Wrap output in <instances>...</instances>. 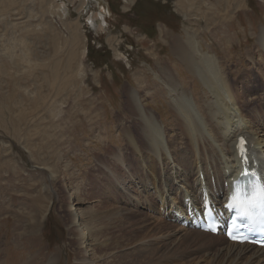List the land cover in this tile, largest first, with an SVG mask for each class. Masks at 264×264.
I'll return each instance as SVG.
<instances>
[{"label":"rangeland","instance_id":"rangeland-1","mask_svg":"<svg viewBox=\"0 0 264 264\" xmlns=\"http://www.w3.org/2000/svg\"><path fill=\"white\" fill-rule=\"evenodd\" d=\"M101 9L98 30L87 18ZM0 17V264H230L215 256L222 243L168 221L183 189H163L160 178L169 165H194L196 145L203 153L161 81L171 74L203 106L213 100L169 52L186 31L233 84L235 111L263 129L264 0H1ZM145 117L159 128L166 160L150 161L157 172L143 186L132 173L136 160L145 170L154 158ZM81 210L95 215L94 239L83 245L81 220L72 222Z\"/></svg>","mask_w":264,"mask_h":264},{"label":"bare ground","instance_id":"bare-ground-1","mask_svg":"<svg viewBox=\"0 0 264 264\" xmlns=\"http://www.w3.org/2000/svg\"><path fill=\"white\" fill-rule=\"evenodd\" d=\"M84 5L86 6L87 2H85ZM59 9L61 11L62 16L67 15V11L63 5H59ZM106 10L108 12V9ZM101 11L103 14L101 12H98V13L92 14L89 18H87V20L90 22L92 27H96L98 30L103 29L105 26L104 11L102 9ZM98 17H100L101 20ZM2 22L3 21H1V23ZM74 31L75 30H73V34L71 35L73 38L74 37L76 38L75 36L76 31L75 32ZM262 40L263 39L261 36V43H262ZM169 47H170L169 52L172 55H174L175 60L177 61V64L184 65L187 71L192 76H194L196 79L200 81V83L202 84V87L205 89L206 92L208 91L209 94H213V96L215 95L213 100L207 101L206 104L203 106V104L199 103L198 99H196L192 95V92L188 93L181 83H178L177 80L174 81L172 79L173 77L170 76L171 74L166 73L167 77L165 78L164 81H161L169 97L170 105L173 107L175 112L179 115V117L181 118L180 120L183 121L182 126L185 129V135L187 137L189 136L190 138L188 139V141L196 140L198 142V146L201 148L202 153H203L201 154L202 157L201 156L198 157L199 154H198L197 145H196L194 147L195 149L193 150V155L195 156V159L193 162L194 165H191L190 163H187V164L184 163L186 164L184 168L176 165L174 172L171 171L172 169H174L173 166L169 165L167 166L168 171L165 173L163 177L160 178V183H161L160 185L163 187V189L166 187L171 188V184H174V183L179 184L180 188L178 189H183L181 190V192L177 191L179 192L180 196H182L181 201L180 203L176 202L172 204L173 207L171 208V212H173V209H177L176 211L179 210L180 213H184V210H182V207H183L182 201L184 200V198L189 197L194 205L200 202V196H201L200 192H201L202 182H204V185L207 188V190L210 192L211 196L215 198L216 194H219V192L222 191L223 189L222 185L224 182H226L231 177L234 179L237 178V175L240 172V169L238 166V159H237V150H236V144H237V140L239 137L245 138L247 142V148H248V151L250 152L251 158L257 161L259 164H261V167L264 172V130H263L264 128L261 129L260 127H257V126H261L260 121H257V120H256V123H251L255 127L253 126L251 127V125L248 126V120L252 119L249 115L250 113L244 114L242 110H240V112L237 111L238 109L235 111L236 109L235 104L238 103V101L240 100H238V97H233L235 95H233V93H231L230 91V88H232L233 84L226 81L225 78L222 77V74L218 68L219 67L218 60H216V58H214L212 55H209L206 52L201 53V51H199L198 42L194 36L189 35L185 31L184 34H182L181 36H176L172 38L170 41ZM164 69H167V68H164ZM153 74L156 75L155 73ZM130 96H131L130 100H132V102L134 103H137L136 102L137 98L133 90ZM139 112L141 113L142 111H140L139 109ZM252 115L254 119H257L258 114L257 115L252 114ZM147 119H148V122L147 120H144L143 122L144 124L142 127L143 135H144V146H145V149L147 150L146 153L148 152V148L149 150L150 149L152 150L154 158H152V155L150 154L148 158H151V159L147 160V163H145L146 161L144 160V156H143L142 159L144 161L143 160L142 161L147 166V167L145 166L146 167L145 170L143 166H140L139 161L135 159L136 160V162L134 163L135 171L131 170L133 171L132 174H134L135 176L134 181L137 179L138 182H140V179H141L143 186H145V183L148 180V175L149 174L154 175L157 172L156 169L154 168L155 165H151L150 161H153V162L156 161L155 156H158V158L161 157L162 160H166L165 151L163 150V147L159 140L160 139L159 134H158L159 128L154 125L155 122L153 123L152 118H147ZM262 125L264 126V122H262ZM203 127H207L208 133H205V134L202 133ZM258 130L260 131L258 132ZM183 144L184 143H180V148L183 147ZM136 147H138V145ZM191 147L193 146L191 145ZM173 151H174L175 157H178L175 152H179V150H176L174 148ZM180 159H182V157H180ZM116 160L118 162L120 161L122 162L120 157L117 158ZM162 163L163 165L166 164L165 161ZM191 166H193V168L195 169V172L193 174L194 175L193 177L195 178H193L192 181L189 179L190 178L189 173L192 172ZM139 167L142 168V172H141V169H139ZM153 169H155L156 171L155 173ZM169 171H171V175L169 174ZM201 175H202V180H200ZM150 183H151V186L157 187L159 185V184L157 185V181H155V179H151ZM169 191L170 190L168 189L167 192H165L167 193L168 196H169ZM70 197H72V199ZM70 197L68 198L72 202L74 201L73 199L78 198L75 196V193H72V192L70 193ZM167 198L168 197L165 198V201H167ZM161 200L163 202V197H161ZM136 204H138V200ZM165 204L168 206V203H165ZM99 210L101 209L99 208ZM83 212L84 211L81 210V212L79 213H74L73 218H72L73 220L72 222L75 223L74 226L78 224L79 219L81 220L82 226L80 227V224H78L79 229L78 228L77 230L75 229L76 233H78L77 239L79 241V245H83L89 241H92V239H94V235L91 233V230L89 229L90 224L95 222V215L91 216V214L94 212L90 211V217L83 216L82 214ZM118 212H121V210L117 209V214ZM96 216L98 218L101 217L98 215ZM83 217L84 219H82ZM189 232L194 233L196 236L201 237V238L214 240L213 242L214 246H217L215 240L217 242L222 243L223 247L220 248V245H219V248H217V252L215 256H218L219 259L228 258V261L230 260V264H237V263L239 264V260H242L244 257L246 259V264H256V263L264 264V249L262 248H258V247L247 245V244L239 245V244L229 243L223 237L218 238L214 236L215 237L214 239V237L207 235V234L200 233L199 231H189ZM119 245L120 243H116L113 247L115 248L118 246L119 248ZM110 246H104V247L108 248ZM104 247L101 246L99 249H103ZM215 256H213V260ZM83 261L85 262V260H82V262Z\"/></svg>","mask_w":264,"mask_h":264},{"label":"snow or ice","instance_id":"snow-or-ice-1","mask_svg":"<svg viewBox=\"0 0 264 264\" xmlns=\"http://www.w3.org/2000/svg\"><path fill=\"white\" fill-rule=\"evenodd\" d=\"M241 144H243V141H241Z\"/></svg>","mask_w":264,"mask_h":264}]
</instances>
